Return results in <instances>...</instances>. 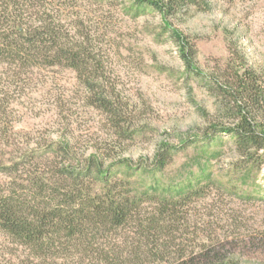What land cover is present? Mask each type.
Listing matches in <instances>:
<instances>
[{"label":"rangeland","instance_id":"rangeland-1","mask_svg":"<svg viewBox=\"0 0 264 264\" xmlns=\"http://www.w3.org/2000/svg\"><path fill=\"white\" fill-rule=\"evenodd\" d=\"M21 13L32 25L51 18L55 42L87 53L79 67L53 64L52 37L35 57L0 52V196L25 216L37 206L65 215L114 186L144 195L140 210L153 213L165 209L153 196L204 186L158 217L163 232L149 239L163 255L140 264H264V148L241 152L223 131L239 123L238 104L210 79L243 64L264 84V0L188 1L167 17L135 0H36ZM176 31L202 74L186 67ZM255 112L264 126V103ZM135 226L90 224V252L62 235L43 264H109L107 239L124 250ZM0 264L41 262L0 230Z\"/></svg>","mask_w":264,"mask_h":264},{"label":"trees","instance_id":"trees-1","mask_svg":"<svg viewBox=\"0 0 264 264\" xmlns=\"http://www.w3.org/2000/svg\"><path fill=\"white\" fill-rule=\"evenodd\" d=\"M35 1L0 0V7L4 6L0 23L7 16L14 19L12 33L3 32V25L0 24L1 53L15 54L22 59L33 53L35 57L37 54H42L41 52L44 50L42 47L45 46L47 40H51V37L55 39L54 42L57 41L55 37L59 35V29L51 18L39 20L37 25H32L23 19L21 8L34 5ZM188 1L195 2V0H135L138 7L155 9L164 17ZM176 35L179 36L180 53L183 55L186 67L196 75L202 74L194 66L195 47L187 45L180 33L177 32ZM82 45L84 46V44ZM83 46L79 50L85 48ZM79 50L74 47L69 48L67 43L60 46L58 42H55L51 50L50 57L53 58L51 63L65 60L70 66L79 67L82 64V58L86 59L83 55L87 53L83 52L82 54ZM230 68L231 71H227L222 77L210 78L212 83L219 89L221 88L225 94L231 95L238 104L239 123L234 127L223 128V131L235 136V144L241 152L247 153L252 149L259 151L264 148V126L257 121L255 108L258 109L264 103L262 78L256 71L243 64L237 68ZM217 135L218 130L206 135V138L212 139ZM164 158L165 156L161 154L158 156L159 166H162L161 160ZM98 173L101 178L105 179L104 181H108V170L100 168ZM203 190L204 186L193 187L191 185L188 189L183 188L173 194L172 189H168L166 191L168 195L163 198L157 195L153 196V199L158 200L159 205L164 206L165 209L144 213L140 210L141 204L144 202L142 199L144 195L132 194L130 189L128 194L125 192L116 194L113 186V189L107 190L105 196L98 197V199L88 195L85 199L80 197L81 202L75 203L73 209L65 215L61 214L62 210L55 209L47 212L45 209V212L42 213L39 209H35L39 207L37 206L32 211V217L25 216L21 203L12 196H0V230L10 235L19 244L26 246L32 256L40 259L43 264L46 260L51 259L52 254L56 252L54 248L57 240L61 245L63 244L61 241L63 236L67 240L78 241L76 244L85 246V251L90 252V246L93 245L92 238H89L92 232L89 229L90 224L95 228L103 226L105 230H118L116 227L125 228L132 224L136 225V232L132 233L131 231L132 235H129L131 233L127 234L129 236L126 244L129 245L128 247L125 245L124 250L115 249L117 244L110 243V239H107L106 244L110 249H105L110 253H107L106 259L109 264H140L144 260L151 261L154 257L163 255V248H160L155 240L151 242L149 239V234L163 232V225L158 217L168 216L170 211L164 215L168 207L178 208L180 204L187 203L193 197L201 194ZM171 213L174 212L171 211ZM152 244L155 246L153 247ZM122 252H128V254L123 255ZM101 253L100 257L106 254L103 251Z\"/></svg>","mask_w":264,"mask_h":264}]
</instances>
